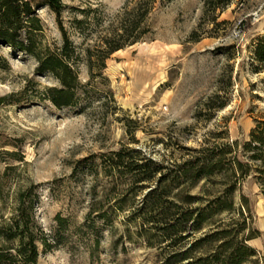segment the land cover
Returning <instances> with one entry per match:
<instances>
[{"label": "rangeland", "instance_id": "374dc122", "mask_svg": "<svg viewBox=\"0 0 264 264\" xmlns=\"http://www.w3.org/2000/svg\"><path fill=\"white\" fill-rule=\"evenodd\" d=\"M126 1L64 0L60 17L43 7V40L63 43L61 21L75 44H99ZM150 22L152 39L107 59L109 81L99 78L101 90L87 112L60 110L33 97L58 82L37 73L34 58L0 42V185L6 193L0 215H9L17 190L34 187L36 220L54 243L35 264H160L166 243L149 245L139 235L140 218L129 210L120 211L113 225L88 220L94 200L107 199L103 153L125 145L166 164L180 163L207 146L235 140L243 145L264 119V67L254 54L264 37V0H236L218 12L217 21L206 15L203 0H172L158 4ZM80 75L89 80L85 64ZM108 87L119 107L115 114L101 106ZM222 101L224 107H214ZM255 175L245 177L235 193L236 209L244 194L250 210L235 214L233 231H262L249 241L258 255L247 264H264V193ZM228 180L203 179L192 191ZM122 181L120 194L129 187ZM147 190L127 198L140 205ZM220 217L231 220L226 213Z\"/></svg>", "mask_w": 264, "mask_h": 264}, {"label": "trees", "instance_id": "16d2710c", "mask_svg": "<svg viewBox=\"0 0 264 264\" xmlns=\"http://www.w3.org/2000/svg\"><path fill=\"white\" fill-rule=\"evenodd\" d=\"M170 1L127 0L114 16L101 43L84 47L75 44L61 21L63 43L52 46L43 40L45 25L39 10L48 7L60 17L67 7L64 0H0V42L34 58L37 73L50 75L58 82L43 86L33 97L60 110L87 112L92 106L88 101L96 98V90H101L99 78L109 81L105 75L107 59L129 45L152 39L151 15L158 4ZM235 1L203 0L205 13L217 21L218 12ZM246 1L238 0L240 4ZM74 21L83 22L82 19ZM254 54L264 67V37L258 40ZM83 64L89 70V80L85 82L80 75ZM103 92L101 106H110L111 113H117L119 107L113 90L108 87ZM225 105L226 101H222L214 107ZM194 152L183 162L172 164L125 145L103 153L102 163L109 178L107 199L94 200L88 220L100 218L113 225L120 211L129 210L130 217L140 218L139 235L149 245L166 243L160 264L253 262L258 250L249 241L260 237L262 231H233L235 214L244 215L243 209L250 210L244 194H241V208L236 209L235 193L250 174H256L264 193V119L256 122L243 145L235 140ZM225 177L229 180L220 186L198 193L192 191L203 179ZM122 180L129 187L120 194ZM96 189L95 185L94 192ZM144 189L148 190L140 205L127 198L131 195L136 198ZM5 194L0 185V197L6 198ZM115 194L117 197L112 200ZM37 198L34 187L19 189L14 194L9 215H0V264H35L42 251L54 246L36 220ZM224 213L231 215L230 221H223L220 216ZM58 220L64 221L61 216Z\"/></svg>", "mask_w": 264, "mask_h": 264}]
</instances>
